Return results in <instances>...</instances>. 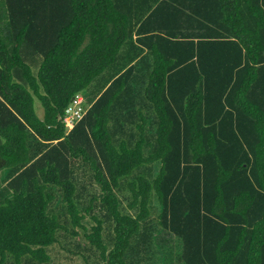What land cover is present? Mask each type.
<instances>
[{
    "label": "trees",
    "instance_id": "trees-1",
    "mask_svg": "<svg viewBox=\"0 0 264 264\" xmlns=\"http://www.w3.org/2000/svg\"><path fill=\"white\" fill-rule=\"evenodd\" d=\"M67 232L92 264H264V0H0V264Z\"/></svg>",
    "mask_w": 264,
    "mask_h": 264
},
{
    "label": "rangeland",
    "instance_id": "rangeland-1",
    "mask_svg": "<svg viewBox=\"0 0 264 264\" xmlns=\"http://www.w3.org/2000/svg\"><path fill=\"white\" fill-rule=\"evenodd\" d=\"M37 61L40 62V59H37ZM37 67L38 65L33 67V70L35 71ZM98 78L100 77L98 76L95 78V82L98 80ZM33 105L37 115L41 116L43 112V107L36 97H34ZM85 215H87L88 217V214ZM86 227L89 228L88 223L86 224ZM78 230L80 231V235L82 236L83 230L81 228H78ZM67 233L69 234L67 238H61L60 242L53 243L47 246L46 251L48 252L50 258L44 264H92L93 254L91 253V251L82 249L79 252H74L73 249L77 248L79 242L78 240H74L75 237L70 235L69 232ZM83 241L84 239H82V242ZM67 247L70 248V251L67 249Z\"/></svg>",
    "mask_w": 264,
    "mask_h": 264
},
{
    "label": "built area",
    "instance_id": "built-area-1",
    "mask_svg": "<svg viewBox=\"0 0 264 264\" xmlns=\"http://www.w3.org/2000/svg\"><path fill=\"white\" fill-rule=\"evenodd\" d=\"M84 101V97L81 94H77L73 102L65 108L62 122L67 130L74 126L86 110V107L82 106Z\"/></svg>",
    "mask_w": 264,
    "mask_h": 264
},
{
    "label": "crops",
    "instance_id": "crops-1",
    "mask_svg": "<svg viewBox=\"0 0 264 264\" xmlns=\"http://www.w3.org/2000/svg\"><path fill=\"white\" fill-rule=\"evenodd\" d=\"M38 62V61H37ZM37 62H34V65H39V62L37 63Z\"/></svg>",
    "mask_w": 264,
    "mask_h": 264
}]
</instances>
